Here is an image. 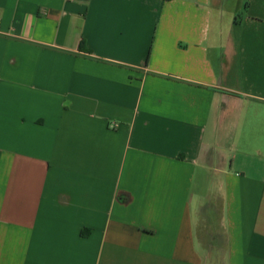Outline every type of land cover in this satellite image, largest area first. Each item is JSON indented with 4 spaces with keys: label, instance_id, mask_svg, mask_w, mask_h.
I'll return each mask as SVG.
<instances>
[{
    "label": "crops",
    "instance_id": "0c3cea01",
    "mask_svg": "<svg viewBox=\"0 0 264 264\" xmlns=\"http://www.w3.org/2000/svg\"><path fill=\"white\" fill-rule=\"evenodd\" d=\"M0 264H264V0H0Z\"/></svg>",
    "mask_w": 264,
    "mask_h": 264
}]
</instances>
